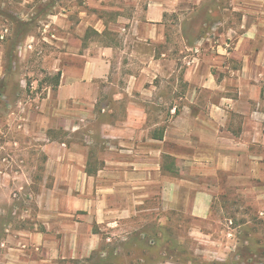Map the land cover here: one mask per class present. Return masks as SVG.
Segmentation results:
<instances>
[{"label":"crops","instance_id":"crops-1","mask_svg":"<svg viewBox=\"0 0 264 264\" xmlns=\"http://www.w3.org/2000/svg\"><path fill=\"white\" fill-rule=\"evenodd\" d=\"M208 1L147 0L142 15L127 20L130 27H122L125 20L116 26L124 36L121 45L117 39L79 52L83 41L74 40L77 54L63 56L53 69L61 75L57 103L68 118L46 120V172L54 179L46 191L54 200L43 203L31 230L1 242L0 264H70L104 254L115 227L148 211L141 206L152 200L163 210L206 221L221 191L220 177L236 187L261 177L264 0H231L238 25L191 43L181 26L186 51L161 48L169 15L194 12ZM110 29L94 26L99 36ZM122 68L127 73L119 78ZM165 84L172 86L167 108L158 93ZM107 85H123L111 95L114 103L125 100L124 117L111 118L119 113L112 104L103 107L109 117L96 128L101 137L69 143L80 129L69 120L70 103L97 104ZM153 96L156 111L148 105ZM154 112L169 116L152 120ZM56 129L64 130L63 140L50 139Z\"/></svg>","mask_w":264,"mask_h":264},{"label":"rangeland","instance_id":"rangeland-1","mask_svg":"<svg viewBox=\"0 0 264 264\" xmlns=\"http://www.w3.org/2000/svg\"><path fill=\"white\" fill-rule=\"evenodd\" d=\"M230 1L211 0L194 12L170 14L167 41L161 48L179 54L186 51L182 48L183 35L191 43L209 34L214 38L217 30L229 24L238 25L240 17L232 12ZM147 3L0 0V253L1 242L8 235L31 230L40 220L43 203L54 200L46 191L54 183L46 172V120L68 117L66 108L62 113L57 103L53 69L63 56L65 60L77 54L74 40L83 41L79 52L117 39L121 45L124 36L115 32L119 21H126L120 23L122 27H130L127 20L141 16ZM99 23L111 28L103 36L94 30ZM117 73L123 77L127 69ZM107 87L97 104L70 103L74 112L69 120L80 129L71 134L69 143H79L85 135L88 139L101 137L96 128L99 121H108L109 117L103 107L112 104L119 113L111 118L124 117L125 100L114 103L111 95L123 91V85ZM160 91L167 108L172 102L171 84ZM151 101V110L160 108L155 96ZM168 116L154 112L151 119L165 120ZM50 132V139L65 138L64 130ZM91 154H96L95 150ZM219 183L221 191L209 220L198 221L183 212L163 210L157 200H152L141 206L148 211L115 227L114 234H109L111 241L103 245L104 254L95 253L70 264H264V166L259 179L247 180L238 187L229 185L223 177Z\"/></svg>","mask_w":264,"mask_h":264},{"label":"trees","instance_id":"trees-1","mask_svg":"<svg viewBox=\"0 0 264 264\" xmlns=\"http://www.w3.org/2000/svg\"><path fill=\"white\" fill-rule=\"evenodd\" d=\"M60 76H61V75H60L59 72L55 74V77H54V78H55V82H56V83H55V86H57V85L59 84ZM0 95H1V93H0Z\"/></svg>","mask_w":264,"mask_h":264},{"label":"built area","instance_id":"built-area-1","mask_svg":"<svg viewBox=\"0 0 264 264\" xmlns=\"http://www.w3.org/2000/svg\"><path fill=\"white\" fill-rule=\"evenodd\" d=\"M1 38L3 39L4 37L2 36Z\"/></svg>","mask_w":264,"mask_h":264}]
</instances>
